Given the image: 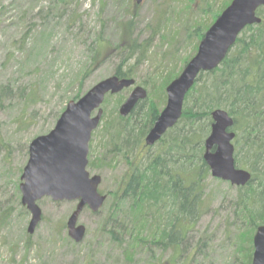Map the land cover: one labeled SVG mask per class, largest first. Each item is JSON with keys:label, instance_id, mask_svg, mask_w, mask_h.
Here are the masks:
<instances>
[{"label": "rangeland", "instance_id": "rangeland-1", "mask_svg": "<svg viewBox=\"0 0 264 264\" xmlns=\"http://www.w3.org/2000/svg\"><path fill=\"white\" fill-rule=\"evenodd\" d=\"M228 1L142 0L138 4L137 0H69L72 5L66 10L55 0H0V219H4L0 222V264H166L174 258L177 264H247V246L242 241L250 236L251 229L234 216L238 191L211 175L205 182L208 206L191 227L183 253L178 256L172 250L163 252L148 244L132 249V256L129 250L131 254L125 253L134 225L120 218L115 228L106 224L108 231L115 229L124 245L113 243L108 233L102 234L128 170L122 155L111 167L100 164L106 119L92 136L87 170L91 177L102 178L99 191L107 197L108 205L105 202L98 213L84 209L78 225L86 228V236L80 244L70 239L67 230L68 219L79 201L56 203L48 197L38 201L42 222L35 234L29 235L31 215L21 203L20 192L30 144L54 130L79 92L84 96L101 81L113 77L120 66L127 67L117 49L122 24L127 25L134 16V38L140 44L149 42L148 59L135 65L134 80L140 87L153 82L155 89L150 86L148 91L157 100L164 83L180 75L184 62L196 55L194 48L201 42L198 35L204 30L197 35V27L208 26L206 34L217 20L213 15ZM44 17L48 20L43 23ZM28 32L30 37L24 45L22 39ZM96 43L104 49L103 60L89 72ZM133 90L112 96L102 107L103 117L118 114ZM94 161L96 167L91 166ZM137 225L140 237L146 241L152 239L150 234L161 230ZM26 235L32 238L29 249Z\"/></svg>", "mask_w": 264, "mask_h": 264}, {"label": "trees", "instance_id": "trees-1", "mask_svg": "<svg viewBox=\"0 0 264 264\" xmlns=\"http://www.w3.org/2000/svg\"><path fill=\"white\" fill-rule=\"evenodd\" d=\"M55 1L66 10L72 5L69 0ZM232 1L225 3L213 15L214 21ZM74 14L72 12V18ZM258 16L262 22L243 31L221 66L199 76L185 99L181 120L154 147H147L145 139L166 105V88L179 74L164 83L157 100L152 99L148 91L151 87L155 89L154 83H143L148 98L140 102L128 117L124 118L119 113L108 119L103 117L102 122L107 120L102 129L106 142L100 164L111 167L122 155L121 159L127 161L128 170L116 191L101 232L108 233L113 243L124 245L126 242L119 241L115 234L114 223L120 218V221L134 225L125 253L143 244L157 247L163 252L172 250L176 256L183 253L187 234L204 212L205 206H208L205 182L211 172L204 160L205 143L211 134L212 113L223 110L234 120L231 131L236 134L233 142L236 167L252 174L247 186L236 188L238 194L234 201L236 220L242 225H249L251 229L250 236L242 242L244 247L247 246V264L252 263V236L259 226L264 225V8L258 11ZM47 20L48 17L41 18L43 23ZM134 27V16L127 25L120 27L121 39L117 49L124 55L122 64L127 66H120L115 71L114 76L120 79H134L135 65L148 59L149 42L140 44L134 38ZM202 29L206 31L208 26L199 25L195 33L198 35ZM204 30L198 35L199 40L203 39ZM29 32L22 39L24 45H27ZM94 46L97 48L89 72L101 65L103 60L102 45L96 43ZM192 58L186 60L184 66ZM133 61L135 63L131 65ZM89 72L82 76L81 84ZM81 96L79 92L73 101H78ZM112 98L108 96L104 105ZM122 101L120 98L118 103ZM107 157L110 158L109 162H106ZM96 165V161L91 164L92 167ZM1 221L3 223L4 219L1 218ZM106 223H111L114 228L108 231ZM137 224H145L144 229L161 230L160 233L150 234L152 239L146 241L140 237ZM63 228L66 229L65 226ZM26 239L28 248L32 238L26 235ZM166 264L177 262L174 258Z\"/></svg>", "mask_w": 264, "mask_h": 264}, {"label": "water", "instance_id": "water-1", "mask_svg": "<svg viewBox=\"0 0 264 264\" xmlns=\"http://www.w3.org/2000/svg\"><path fill=\"white\" fill-rule=\"evenodd\" d=\"M141 1L137 0V3ZM262 8L264 0H233L212 24L201 40L196 55L166 88L167 103L145 139L147 147H154L169 130L177 126L183 116L185 99L199 76L219 68L243 31L262 22L258 16ZM132 87L134 90L119 110L122 117H128L140 102L147 100L148 92L136 86L134 79L113 76L95 85L78 101L70 102L54 130L30 144L29 161L20 186L21 203L31 215L27 229L29 235H34L42 222L43 213L38 201L48 197L56 203L79 201L68 219L67 230L76 244L84 240L86 228L78 225L82 212L89 208L93 213H98L107 199L99 191L102 178L91 177L87 170L92 136L102 123V107L106 98ZM212 121L204 155L211 176L233 187L247 186L252 174L236 167L233 144L236 134L231 131L234 120L227 112L217 110L212 113ZM253 247L251 264H264V225L257 228Z\"/></svg>", "mask_w": 264, "mask_h": 264}]
</instances>
